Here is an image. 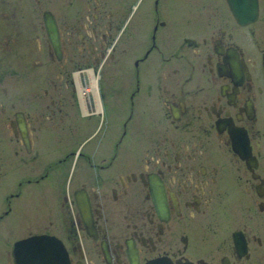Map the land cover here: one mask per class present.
Here are the masks:
<instances>
[{"label":"flooded vegetation","instance_id":"obj_1","mask_svg":"<svg viewBox=\"0 0 264 264\" xmlns=\"http://www.w3.org/2000/svg\"><path fill=\"white\" fill-rule=\"evenodd\" d=\"M0 226L69 264H264V0H0Z\"/></svg>","mask_w":264,"mask_h":264},{"label":"water","instance_id":"obj_2","mask_svg":"<svg viewBox=\"0 0 264 264\" xmlns=\"http://www.w3.org/2000/svg\"><path fill=\"white\" fill-rule=\"evenodd\" d=\"M62 243L48 234L16 239L11 248L13 264H69Z\"/></svg>","mask_w":264,"mask_h":264},{"label":"rangeland","instance_id":"obj_3","mask_svg":"<svg viewBox=\"0 0 264 264\" xmlns=\"http://www.w3.org/2000/svg\"><path fill=\"white\" fill-rule=\"evenodd\" d=\"M140 7H135L131 11L130 15L131 18L129 21H135L138 18V10ZM118 49H119V42H118ZM97 81H95V86L97 89H106L107 85L110 83L111 77H110V68L103 66L102 70H99L97 74ZM80 94V93H79ZM81 98H84L81 96ZM10 218L8 216L5 217L3 220V223L6 222L8 225ZM24 230H3L2 227L0 226V264H5L6 262V251L9 250L10 246L12 245L11 243L16 239V237L22 236Z\"/></svg>","mask_w":264,"mask_h":264},{"label":"bare ground","instance_id":"obj_4","mask_svg":"<svg viewBox=\"0 0 264 264\" xmlns=\"http://www.w3.org/2000/svg\"><path fill=\"white\" fill-rule=\"evenodd\" d=\"M85 75H86V78H87V82H85L86 84H84L82 87L79 88L80 96H83L84 98H85V94L87 96L90 95V93L94 94V91H96L95 81H97L96 77L91 76L90 70L86 71ZM76 91H78V90H76Z\"/></svg>","mask_w":264,"mask_h":264}]
</instances>
